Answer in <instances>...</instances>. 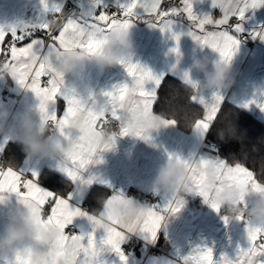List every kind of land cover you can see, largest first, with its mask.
<instances>
[{"label":"snow or ice","instance_id":"snow-or-ice-1","mask_svg":"<svg viewBox=\"0 0 264 264\" xmlns=\"http://www.w3.org/2000/svg\"><path fill=\"white\" fill-rule=\"evenodd\" d=\"M204 2V0H203ZM202 2V3H203ZM45 13L50 17L63 14V6L57 0H40ZM212 7L220 12L219 18L214 15H197L194 11L193 0H180L179 6H163V0H90V10L82 11L79 15L67 14L61 27L52 31L49 18L36 24L11 25L7 29L0 27V55L3 62L12 71V76L23 86H27L39 99V109L45 122H54L60 135L68 144V151L61 159L59 170L77 187L90 185L98 178L85 176L91 165L101 161L95 159L98 152L110 149L111 144H99L93 139L99 135L95 132L97 121H116L120 125L121 137L130 134L141 136L140 132H133L122 123L121 114L125 110H141L145 114L153 111L158 98V89L162 84L149 69L125 59L120 63L130 78V83L117 85L112 91L105 92L107 101L98 106L94 97L90 103L79 98L74 91L65 88L64 76L56 70L57 57L61 51L72 48L97 51L107 42L108 35L116 29L128 30L135 19H144L151 27H158L162 32H170L177 17H184L190 23L188 35L202 46L209 47L219 53L225 63H230L239 44L238 34L243 32V24L249 18L251 10L264 6V0H211ZM235 20V23L232 21ZM36 32L43 33L42 37L32 38ZM11 41L4 45L7 36ZM254 38L264 40V27L252 33ZM46 37V39H45ZM173 39L179 43L180 36L173 33ZM29 40L23 46L18 43ZM179 51L178 47L173 49ZM186 84L194 82L185 74ZM58 97H63L66 110L63 115L55 111L49 112V105L56 104ZM191 102L203 106L204 116L197 119L194 127L200 133H205L215 120L220 110L223 97L215 94L211 101H207L200 94L192 95ZM264 110V102L258 105ZM80 124L78 132L73 130L74 123ZM175 119H165L164 125H174ZM171 159V157H170ZM179 163L188 166L192 161L176 158ZM195 161L192 173V192L203 197L213 210L219 213L220 207L208 192L204 172L207 167L214 166L222 177L219 193L223 187L237 185L241 188V197L249 192L264 191V182L257 179L253 171L241 163L229 165L219 158H201ZM12 192L18 194L25 206L40 213L46 225L60 230L61 235L56 248L50 251L54 258L62 256V264H105L102 256L105 251L114 252L121 264H128L121 245L128 234L149 233L153 241L165 218L164 214L174 215L183 207L182 202L169 204L164 208L149 207L142 218L136 222L121 224L117 221L108 222L88 215L80 208H74L69 201L72 194L60 196L46 190L38 183L36 174L24 175L12 168L0 166V193ZM122 194H114L111 201L123 199ZM48 209L45 214V209ZM87 216L92 225V232L87 235L70 234L68 229L74 218ZM227 224L229 217H222ZM249 247L240 249L234 258L225 254L217 257L213 249L207 246H195L187 255L180 256L177 261L168 264H264V225H254L247 222ZM103 229L105 235L97 239L95 233ZM0 264H27L20 256L13 261ZM54 264L56 261L54 259Z\"/></svg>","mask_w":264,"mask_h":264},{"label":"crops","instance_id":"crops-1","mask_svg":"<svg viewBox=\"0 0 264 264\" xmlns=\"http://www.w3.org/2000/svg\"><path fill=\"white\" fill-rule=\"evenodd\" d=\"M57 2L63 6L64 13L57 15L61 22L67 14L79 15L82 11L90 10L91 7L90 0H57ZM194 11L197 15L209 14L216 18L220 16L219 10L212 7L211 0L195 4ZM247 15L249 18L243 24L244 30L238 34L240 41L238 48L230 61L235 75L234 85L227 91L204 90L200 95L207 101H211L215 94L223 97L217 116L225 103H232L264 123V110L258 106L259 103L264 102V40L254 38L252 35L253 32L264 27V6L251 10ZM49 17L50 13L44 12L40 0H0V27L5 29L11 25L36 24L41 18ZM190 30V23L184 17L175 19L170 32H162L158 27H151L144 19H135L129 28L135 44V52L127 59L149 69L162 82L165 77L172 76L186 84L185 74L193 82L201 80L203 73L198 67L201 62H206L209 70H212L215 63L223 61L218 52L193 40L188 35ZM173 33L180 36L178 44L173 39ZM243 33H247L250 37V43L247 45L240 40ZM42 36L43 33L36 32L32 38ZM10 41L9 35L4 45ZM28 42L29 40H25L17 46H23ZM177 47L178 53L173 51ZM3 59L4 57L0 55V60ZM6 82L12 84V91L4 95L2 90ZM64 82L65 88L74 91L86 102V105L90 103V97H94L97 105L102 106L107 101L104 93L112 91L117 85L130 83V78L122 64L102 72L89 64L84 72L65 75ZM39 103L35 93L29 88L26 89L13 76L0 79V112L6 111L9 114V124L15 126L13 118L26 115L33 116L38 124L45 123ZM200 106L203 108L202 105ZM65 110L66 102L63 97H58L56 104L49 105V112L55 111L58 115H63ZM203 116L204 109L203 115L198 119ZM212 124L203 134L196 130L194 125L186 131L176 122L174 125L163 127L161 131L151 135L150 139L134 135L123 136L117 140L111 150L98 152L95 159L101 162L91 165L89 171L85 173V176L91 175L98 179L90 185L79 188L59 170L61 159L58 157L34 158L24 153L21 158L15 160V165L12 163L10 166L23 174L35 173L39 185L46 190L62 197L71 193L70 205L80 208L88 215L94 216V213L101 210V204L96 205L94 197L90 200L89 196L92 192L96 194L105 192L104 198L119 193L126 199L147 203L150 207L164 208L170 203L175 204L176 201L170 193L155 189L152 184L160 166L170 157L184 161L212 157L219 158L229 165H235L228 163L218 152L219 150H215L213 143L209 142L208 134ZM57 135L61 136L58 130ZM11 143L18 142L10 135H0L1 152L5 153ZM46 170L63 178V182H56L60 188L42 180L41 176ZM131 187L136 188L135 194L130 192ZM155 196H160V201L150 205L149 198ZM96 197L95 199H98L99 196ZM254 198V192H249L245 196V202ZM23 205L22 198L18 194L0 193V235L4 233L9 222V212ZM47 212L46 208L45 214ZM164 215L167 223H162L154 241L149 233L128 234L121 247L126 243H136L137 240L142 242L136 243L137 248L131 254L125 253L128 256V264H168L170 261H177L180 256L187 255L195 246L210 247L217 257L225 254L234 258L240 249L249 247L246 222L232 219L226 224L222 218L223 210L217 213L197 193L192 192L187 197L186 203L178 213ZM72 224L76 226L74 231L76 234L87 235L92 232V225L87 216L74 218ZM95 235L100 239L105 233L100 229ZM150 244H154L157 249L150 248ZM102 258L105 264H121L119 257L112 251H105Z\"/></svg>","mask_w":264,"mask_h":264},{"label":"clouds","instance_id":"clouds-1","mask_svg":"<svg viewBox=\"0 0 264 264\" xmlns=\"http://www.w3.org/2000/svg\"><path fill=\"white\" fill-rule=\"evenodd\" d=\"M202 2L203 0H193L194 4ZM61 24V19L57 16L49 19V27L52 31L60 28ZM134 52L135 44L129 29H116L108 35L107 42L97 51L89 52L81 48L61 51L57 57L56 70L65 76L78 71L84 72L87 66L92 64L102 72L120 65L122 60L127 59ZM198 67L203 73V79L194 82L195 86L186 85L192 95L200 94L204 90L227 91L235 83V75L230 63H215L212 70H209L206 62H201ZM6 76H12V71L5 66L3 60H0V79ZM8 115L6 111L0 112V135L12 136L22 145V150L27 156L60 159L65 156L68 144L62 136L57 135L54 122L38 124L33 116L26 115L14 117L15 126H13L8 123ZM121 116L125 127L133 132L138 131L143 136L150 137L165 127L166 118L155 111L145 114L141 110H125ZM118 126L120 129L119 124ZM79 129L80 124L74 123L73 130L78 132ZM95 132L99 135L94 136L93 139L99 144L113 145L108 150L114 148L117 140L122 138L119 131L112 128V121H97ZM226 134L234 136V129L230 127L227 131L218 132L220 139H224ZM108 150L101 149V151ZM0 166H3L2 162ZM194 167L195 161L185 166L176 159H169L160 166L152 187L167 191L175 201L184 204L187 197L192 194L190 185ZM204 175L207 190L220 210H223L224 216L229 217V220L243 217L251 224L264 225V191L254 192L255 198L246 203L245 197H241L242 190L237 185H226L222 191L217 192L222 177L214 166L207 167ZM99 203L101 210L94 213V216L105 222L111 220L121 224L140 220L150 207L147 203L135 202L131 198L111 201L110 197H106L101 198ZM9 216L5 231L0 235V261L10 262L20 256L27 264H54V259L56 264H62V256L58 255L54 258L50 255V251L54 248L57 254L61 252V249L55 247L61 235L60 230L47 226L43 216L25 204L10 211ZM162 223H167L166 217Z\"/></svg>","mask_w":264,"mask_h":264},{"label":"trees","instance_id":"trees-1","mask_svg":"<svg viewBox=\"0 0 264 264\" xmlns=\"http://www.w3.org/2000/svg\"><path fill=\"white\" fill-rule=\"evenodd\" d=\"M186 85L172 76L165 77L158 90L154 109L166 118L175 119L180 128L189 131L195 121L203 115V108L191 102L192 93ZM230 127L234 129V136L226 134L224 139H220L218 132L227 131ZM208 140L220 146L218 152L228 163L247 166L258 180L264 182V123L253 114L232 103H225L212 124ZM3 154L9 164L15 165V160L21 158L24 151L21 144L11 143ZM41 178L52 186H58L56 182L64 181L49 170L44 171ZM95 196H99L98 199H95ZM89 197L90 200L94 197L93 200L98 205L99 200L105 197V192H92Z\"/></svg>","mask_w":264,"mask_h":264},{"label":"built area","instance_id":"built-area-1","mask_svg":"<svg viewBox=\"0 0 264 264\" xmlns=\"http://www.w3.org/2000/svg\"><path fill=\"white\" fill-rule=\"evenodd\" d=\"M179 4H180V0H163V6L165 8H167L169 6H178ZM240 39H241V42L243 44H248L250 42V37L246 33H243L241 35ZM11 91H12V84L10 82H6L4 87H3L2 93L4 95H7ZM112 128L114 130L119 131L120 129H119V126H118V122L112 121ZM212 146L215 148V150H219L220 149V146L218 144L213 143ZM0 162H2L4 168H7L8 166H10V164L5 159V156H4L3 152H1V151H0ZM24 175L31 176L29 173H24ZM130 192L132 194H135L136 193V188L135 187H131L130 188ZM148 201H149L150 205H155L157 202L160 201V196H155V197L149 198ZM75 230H76V226L74 224H72L70 226V229H68V232L71 234ZM136 243H142V242L141 241L139 242L137 240ZM136 243L130 242V243L124 244L122 246V249H123L124 253L131 254L137 248V244ZM150 248L157 249L154 244H150Z\"/></svg>","mask_w":264,"mask_h":264},{"label":"bare ground","instance_id":"bare-ground-1","mask_svg":"<svg viewBox=\"0 0 264 264\" xmlns=\"http://www.w3.org/2000/svg\"><path fill=\"white\" fill-rule=\"evenodd\" d=\"M246 34H247V33H246ZM240 37H241V36H240ZM240 40H241V39H240ZM249 43H250V42H249ZM249 43H248V44H249ZM245 45H247V44H245Z\"/></svg>","mask_w":264,"mask_h":264}]
</instances>
